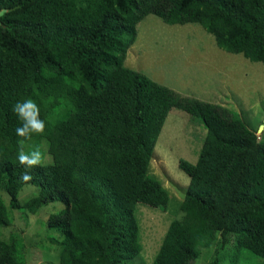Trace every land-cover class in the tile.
<instances>
[{
	"label": "trees",
	"instance_id": "trees-1",
	"mask_svg": "<svg viewBox=\"0 0 264 264\" xmlns=\"http://www.w3.org/2000/svg\"><path fill=\"white\" fill-rule=\"evenodd\" d=\"M0 187L14 210L58 202L47 226L62 234L59 264H121L142 250L137 204L165 211L169 194L147 174L162 127L176 108L199 118L206 136L152 264H192L218 236L264 258V140L227 108L183 97L124 65L148 15L197 24L218 49L264 64V0H0ZM33 99L46 129L48 160L30 171L17 160L13 105ZM31 185L38 194L21 205ZM0 199V226H8ZM0 264H19L0 239ZM210 264H218L213 259Z\"/></svg>",
	"mask_w": 264,
	"mask_h": 264
},
{
	"label": "rangeland",
	"instance_id": "rangeland-1",
	"mask_svg": "<svg viewBox=\"0 0 264 264\" xmlns=\"http://www.w3.org/2000/svg\"><path fill=\"white\" fill-rule=\"evenodd\" d=\"M136 30V41L126 52L127 68L173 91L183 92L180 94L183 97L201 98L227 108L255 132L258 141L264 140L263 63H252L240 54L218 49L214 38L197 24L168 25L148 15L137 24ZM223 83L226 85L222 88ZM205 136L206 128L199 118L176 108L169 112L147 170L167 190L169 204L165 211L137 204L134 217L142 250L137 258L121 264H152L170 223L183 216L180 205L189 178L179 170V161L195 164ZM39 145L46 153V143ZM37 194V187L27 185L18 199L23 205ZM0 199L10 220L8 226H0V239L15 245L19 264H59L63 236L50 229L47 221L63 205L50 203L34 214L25 209L14 210L4 184L0 187ZM213 259L218 264H264V258L238 250L236 236L232 234L224 240L218 236L210 247L201 249L192 264H210Z\"/></svg>",
	"mask_w": 264,
	"mask_h": 264
},
{
	"label": "clouds",
	"instance_id": "clouds-1",
	"mask_svg": "<svg viewBox=\"0 0 264 264\" xmlns=\"http://www.w3.org/2000/svg\"><path fill=\"white\" fill-rule=\"evenodd\" d=\"M8 9L0 10V17L7 15ZM12 111L19 120L16 128L17 160L24 168L20 174V181L28 184L32 180L31 169L41 166L46 160V154L40 145L33 143L34 136H42L46 129V124L41 119L40 108L31 98L18 101L13 105Z\"/></svg>",
	"mask_w": 264,
	"mask_h": 264
},
{
	"label": "crops",
	"instance_id": "crops-1",
	"mask_svg": "<svg viewBox=\"0 0 264 264\" xmlns=\"http://www.w3.org/2000/svg\"><path fill=\"white\" fill-rule=\"evenodd\" d=\"M225 85H226V84L223 83L222 88H223ZM175 92H177V93H179V94H182V93H183V92H180V91H177V90H176ZM183 94H184V93H183ZM204 94H206V93L204 92L203 95H204ZM194 95H195V96H198V95H197V92H195ZM185 96H186V95H185ZM198 100H199V99H198ZM200 100L203 101V99H201V98H200ZM206 102H209V101H206ZM209 103H210V102H209Z\"/></svg>",
	"mask_w": 264,
	"mask_h": 264
}]
</instances>
